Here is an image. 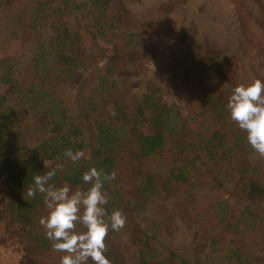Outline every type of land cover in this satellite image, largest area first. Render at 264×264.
<instances>
[{"label": "trees", "instance_id": "trees-1", "mask_svg": "<svg viewBox=\"0 0 264 264\" xmlns=\"http://www.w3.org/2000/svg\"><path fill=\"white\" fill-rule=\"evenodd\" d=\"M19 1L21 11L30 12L29 19L37 21L44 7L30 4L33 0ZM176 1L180 0H160L137 12L124 0H66L62 12H68L69 20L54 24L55 34L49 36L53 41L48 45L39 42L28 54L35 75L18 82L12 63H0V84L8 86L0 93V238L12 235L22 242L23 264H60L51 258L55 252L52 242L39 224L48 211L43 195H26L34 175H43L58 164L63 170L50 181L56 186L66 183L85 189L88 185L82 175L96 167L116 173L114 181L105 182L104 190L119 194L131 188L152 200L167 201L159 204L164 215L161 225L174 224L175 216L186 227H193L197 238L182 248L159 242L163 248L159 264H202L214 256L220 258L218 264H261L264 158L231 120L226 107L230 96L218 84L206 82L202 69L185 68L176 85L179 75L163 66L154 68L152 76L146 78L144 73L139 78L147 59L155 60L157 39L171 35L168 14ZM236 1L239 33L254 46L256 38L241 11L242 0ZM154 9L156 14H152ZM108 11L113 25L105 27L101 16ZM162 24L164 30L158 28ZM77 26L83 34L75 30ZM108 27L122 28L119 33L113 29L115 41L101 38ZM261 36L264 39V29ZM216 57L210 52L205 59L215 61ZM50 62L67 74L68 86L74 89L71 107L39 85L43 78L38 70ZM215 67L222 64L215 61ZM180 85L201 93L204 106L192 104L191 94H179ZM121 88L130 89L134 97L130 124L123 129L111 118L91 119L93 96ZM9 97L17 106H11ZM33 132L38 133L35 140ZM123 144L131 145L132 160H126V152L120 158L118 150L124 149ZM66 149L82 150L85 158L73 164L63 154ZM105 207L113 210L111 204ZM149 237L145 231L135 236L137 264H149L157 256L148 244Z\"/></svg>", "mask_w": 264, "mask_h": 264}, {"label": "rangeland", "instance_id": "rangeland-1", "mask_svg": "<svg viewBox=\"0 0 264 264\" xmlns=\"http://www.w3.org/2000/svg\"><path fill=\"white\" fill-rule=\"evenodd\" d=\"M124 1L138 12L148 5H158L160 0ZM31 2L34 6L40 4L44 7L38 13V19L35 22H32L31 18L29 19L30 12L21 11L22 1L0 0V63L5 62V60L12 63L14 77L21 83L35 75L33 67L27 59L29 52L39 42H43L44 45L50 44L53 39H49V36L55 34L54 24L57 26L64 25L66 20L70 18L67 11L62 12V8L67 6L66 0H33L30 1V4ZM236 2V0L176 1L168 14V22L172 29L171 35L169 38L160 37L157 39L158 47L154 52L155 60L147 59L139 78H144V73L145 77L148 78L153 75L154 68L163 66L169 68L175 76L179 75L174 81V85H176L182 79L180 76L185 68L202 69L200 70L201 77L206 82L209 81L221 86L229 96L232 89L239 83H247L252 78L264 80V39L261 36L264 29V0H242L240 3L250 33L252 37L256 38L254 42L256 45L254 46H252L253 43H246L245 38H242L239 33L234 16ZM109 12L101 16L105 27L109 24L113 25L109 18ZM152 14H156L155 9ZM159 17L157 16L156 19ZM87 20L82 22L83 28L87 27L89 21ZM50 22H53V26ZM148 22L149 24L152 23L150 15ZM73 25L75 28L76 23ZM163 25L158 28L164 30ZM113 29L119 33L118 30L122 28H105L107 33L101 38H113ZM75 30L81 34L84 32L79 26ZM101 40L95 45H99ZM113 40L116 39L113 38ZM194 51H196V57ZM210 52H214V55L217 56L215 61L222 64L221 68L215 67L214 60L206 61L205 56ZM38 72L43 78L39 84L41 89L45 92L54 93L63 99L67 107H71L74 89L68 86L67 74L65 76V73L58 70L55 63L52 62L42 65ZM58 77L61 79L59 80ZM180 86H178L179 94H191L193 96L191 97L192 104L199 108L204 106L199 95L201 93L192 92L189 90V86H182L183 89ZM7 88V85L0 84V93L5 92ZM9 98L8 102L13 104L11 106L16 105L13 97ZM133 98L131 90L127 88L106 93L101 97L94 95V107L88 112V115L91 119L111 118L116 125L124 129L130 124ZM168 99L170 100V97ZM113 105L117 106L116 109ZM37 135V132H33L32 139H37ZM124 139L125 137L122 140ZM33 143L31 141L29 145L31 146ZM123 148L118 150L120 158L123 159V154L126 152V160H132L129 151L131 145H128L127 148V145L123 144ZM127 152L130 154L128 155ZM70 187L73 190L80 188L76 185H70ZM104 191L108 197V204H111L113 209L123 210L126 215L124 228L120 231H112L105 241L108 249L106 256L112 264H137L139 245L134 240L137 234H142L144 231L150 235L148 244L152 247L153 253L157 255L149 260V264H159L158 256L163 249L159 242L167 244L171 248H182L197 238L195 229L186 227L175 216L172 217L174 224L161 225L164 215L159 210V204L161 205L163 202L166 204L167 201L152 200L148 195L137 194L131 188L119 194L110 189ZM161 208L164 211L163 205ZM10 242H18L22 246L23 254L19 263L23 264L25 249L22 242L12 235L0 238V245ZM61 255L62 253L55 251L51 258L60 261ZM147 258L149 259V257ZM261 259V264H264V258ZM219 260L218 256H214L207 263L204 261L202 264H218ZM192 263L191 261L190 264Z\"/></svg>", "mask_w": 264, "mask_h": 264}, {"label": "clouds", "instance_id": "clouds-1", "mask_svg": "<svg viewBox=\"0 0 264 264\" xmlns=\"http://www.w3.org/2000/svg\"><path fill=\"white\" fill-rule=\"evenodd\" d=\"M231 120L246 133L250 147L264 158V80L252 78L247 83L237 84L227 102ZM64 156L78 164L85 153L82 150L66 149ZM63 165L43 175L33 177V186L26 195L34 198L43 195L47 215L39 219L52 249L60 256V264H112L107 258L105 243L109 231H120L126 224V215L121 209L108 211V197L104 191L106 181L116 179L115 171L90 167L82 175L87 188L73 190L68 184L56 186L50 183ZM79 226V229H78Z\"/></svg>", "mask_w": 264, "mask_h": 264}, {"label": "built area", "instance_id": "built-area-1", "mask_svg": "<svg viewBox=\"0 0 264 264\" xmlns=\"http://www.w3.org/2000/svg\"><path fill=\"white\" fill-rule=\"evenodd\" d=\"M23 248L18 242L0 245V264H20Z\"/></svg>", "mask_w": 264, "mask_h": 264}]
</instances>
